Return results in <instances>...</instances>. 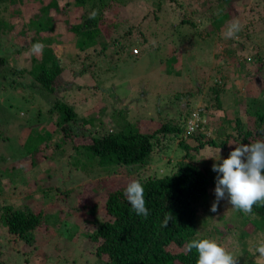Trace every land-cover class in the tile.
Instances as JSON below:
<instances>
[{
    "label": "trees",
    "instance_id": "trees-1",
    "mask_svg": "<svg viewBox=\"0 0 264 264\" xmlns=\"http://www.w3.org/2000/svg\"><path fill=\"white\" fill-rule=\"evenodd\" d=\"M18 1L24 3V0ZM39 1L41 2L40 7L22 10L20 15L18 14L21 24V31L19 32L22 34L23 41L21 47L16 48L15 52L13 51V56L0 50V79H6V76L11 73L22 75L28 73L32 76V80L34 79L39 83L46 92H56L62 89L60 77L67 66L63 63L64 47V51L69 52L67 55L72 62L78 61L77 58L84 51H86L85 59H91L92 54H94L104 61L108 58L107 49L110 43L122 49L126 48L125 40H122L124 37L119 38L113 34V39L106 38L114 29L119 27L115 21H108L107 19L108 13L115 7L117 0H71L62 6L59 5L58 0ZM151 1H154L157 6L159 5L158 9H161L162 2L165 0ZM166 1L169 2L170 8L164 7L165 10L159 14L156 13L155 20L160 22L162 14L168 12L173 18L172 21L170 20V25L174 26L173 23H177L174 20L178 16L181 19L179 18L180 21L176 27L187 26L193 29V31L191 30L193 36L186 39L184 48L176 43L177 37L180 36L178 33L175 38L169 41V45L170 43L173 44L169 52L162 49L161 41H159L158 50L162 51V55L165 52V58L173 56L172 63L178 60L174 59L178 50L194 59L197 40H193V37L201 38L203 43H209L207 41L210 40V44L213 42L211 37H215L214 34L201 35L198 33L197 29L203 22H197L193 17L191 18L190 13L197 14L201 18H210V21L219 29L220 25L224 23V25L227 24L225 27H228L232 23L230 20L234 19L237 11L235 4H233L234 0H215L213 4L209 3L207 7L204 6L203 10L192 7L190 12H187L186 9L188 8L184 7L179 0ZM206 1H204V5ZM15 2L16 0H0V41L6 32L19 26L18 23L8 19V13L16 10ZM71 12L80 13L76 21L70 19ZM57 14H64L63 20L57 19L55 17ZM114 15L117 17V14ZM60 22H62L60 27H63L66 32H57L60 30L58 29ZM105 22L112 23H107L108 25L105 26ZM117 22L119 21L117 20ZM255 27L256 25L251 24V22H242L239 31L235 33L240 34L241 40L244 41L243 47L241 46L239 50V52L242 51L241 54L238 55L235 52L233 54L231 46L227 47V50L230 51L228 55L232 54L233 60H240L237 61V64L232 65L231 70L237 71L238 75L243 70L248 73L250 68H243V66L247 62L252 63L251 61H253L257 65L255 73L258 78L264 79V51L261 49V45L251 39L249 35V31L254 32ZM142 31H139L143 35L142 43L146 44L149 39ZM129 32L130 30H128ZM65 34L68 35V38L65 37ZM163 41L166 40L163 38ZM1 42L3 43V40ZM36 44L41 45V47L34 49ZM134 45L131 42L128 51L135 56L136 54L133 53L135 51H132ZM164 46L165 48L168 47L167 42ZM88 49L91 51L87 52ZM24 50H28L32 54V60L27 67L18 63L19 53ZM248 53L250 56L245 58V54ZM240 56L243 59L238 58ZM234 65L237 66L234 67ZM102 68L99 73L92 75L93 78L97 76L99 78L95 82L96 87H100V85L115 87L113 84H106L105 82L108 75H111L108 73L107 64L103 63ZM85 71L86 68L83 67L79 69L78 73L84 74ZM110 71L117 75V70L111 69ZM238 75L236 77H240ZM221 87L222 85L217 81L209 85V91L200 96V100L206 102L205 105L209 104L204 107H197L198 113L204 115V109L209 108V115L213 120L219 119L216 112L222 107ZM45 91H43L44 94ZM63 91L68 94V90ZM69 91L72 92V90ZM198 91L199 88L189 89L186 92L182 89H176L172 91L171 95L181 100L182 95L187 94L191 99ZM239 93L243 92L239 91ZM263 93L264 85L260 89L261 96ZM196 95H200V91ZM66 97L53 101L46 109L50 123L51 117L57 116L55 120L53 119L55 122L57 121L56 123L53 121V128H50L49 122L46 126L37 129L39 132L35 133L33 130L27 132L25 127L21 132L24 135L20 148L13 154L16 155L17 153L19 158L24 156V158H30L31 164L35 168H38L40 161L47 159V161L53 160L56 163L57 170L63 169V166L59 165L66 161V163L74 162L73 168H80L94 178L97 177V174L105 173L106 177L99 178L98 181V186L104 187L106 192L104 216L100 217L93 212L92 217L86 220V223H89L91 227L87 230L84 229L82 234V237L89 243V248L97 264H196V250L189 251L186 244L193 238L212 239L210 235L213 236V231H203L202 225L212 223L213 230L224 237H231L234 244L239 243L244 249L249 245L247 240L252 231L264 230V200L255 202L248 214L233 208V212H237L240 216L238 224L235 222L233 228H229L231 236L214 226V213L211 215L201 211V207H198L201 198L206 197L209 190H214L216 176L212 170V164L210 165L211 160L202 158L201 149L205 146L220 147L225 151L224 157H226L235 145L252 143L258 139L264 140V108L253 111L248 106L249 101L245 95L241 97L244 103L237 102V105L244 108L247 118L239 115L237 109L233 112L234 116H223V125L229 129L226 133L225 130H222L224 134L218 128L214 134L208 133L209 123L212 124V122H208L206 118V122L199 124L196 122L194 130L190 131L187 128L191 119L196 121V118L192 116L197 109L190 103V99L187 100L185 107L180 109L181 112L178 115L170 117V114L166 113L163 120L159 119L156 126L150 124L142 126L143 116H133L128 109L121 110L119 106H115V111L111 113L112 118L109 119L112 127L105 128L106 123L100 114L94 111L84 113L85 109L80 111L74 101H70ZM11 107L12 104L8 108ZM84 108H88L87 105ZM103 111L104 109L101 113ZM16 116H13L10 111L6 113L0 111V141L10 140V136H7L4 128ZM35 135L38 138L35 139ZM78 137L85 138L84 142H77ZM59 140L71 149L65 158L66 160L61 156L57 157L55 152L52 155L51 152L47 151L50 154L48 156L41 154L42 150L57 148ZM171 140H178L180 152L174 156L173 163L168 162L172 164L168 171L158 174L153 170L152 164L156 156L160 159L161 154H168L167 148ZM194 150L196 153L192 152ZM168 163L166 162L167 167ZM15 166L13 165L10 171L15 170ZM50 166L44 176V179L49 181L57 177V174L52 176L51 168L54 165L51 163ZM96 166L99 168L95 169ZM2 171L0 169V175ZM53 172H56L54 168ZM125 174H132V180H138L142 184L145 207L148 209L147 217L138 216L125 199L123 195V190L127 185L123 182ZM58 176L60 175L58 174ZM117 178H119V183L116 181ZM8 181H14L16 184L10 186L9 183L13 190L11 192L13 194L20 193L21 190L18 188V182H16L18 180L10 176ZM1 192L3 191L1 190ZM46 193H52V189L47 187ZM56 193L67 198L69 190ZM29 194L31 193L28 192L25 199ZM0 210V222L12 237H18L27 242L35 240L37 235L35 232L41 227L44 218L42 210H35L26 205L25 202L22 204L3 203L0 205ZM222 215L218 220L224 219L225 216ZM166 217L168 218L167 223H165ZM248 256V264L264 263V261L256 260L254 254L250 252H248ZM0 264L10 263L0 256Z\"/></svg>",
    "mask_w": 264,
    "mask_h": 264
},
{
    "label": "rangeland",
    "instance_id": "rangeland-1",
    "mask_svg": "<svg viewBox=\"0 0 264 264\" xmlns=\"http://www.w3.org/2000/svg\"><path fill=\"white\" fill-rule=\"evenodd\" d=\"M48 1L45 0V2ZM69 1L71 0H58L60 6ZM179 1L182 2L184 7L188 8L186 9L187 12H190L192 7H198L203 10L204 6L207 7L209 3L213 4L215 2V0H207L204 5L205 0ZM14 4L16 10L8 13V19L11 22L18 23L19 26L4 34V38H1L3 43L0 41V50L11 56H13V51L15 52L16 48L21 47L20 45L23 41L22 34L19 32L21 31L19 22L21 11L38 8L41 6V2L39 0H24V3H21L16 0ZM233 4H235V10H237L234 19L242 22L248 21L256 25L253 29L254 32L250 30L249 35L251 39L261 45V49L264 51V0H234ZM164 7L170 8V4L166 0L162 2L161 9H158L159 5L157 6L151 0L115 1V7L108 13L107 19L108 21H115L116 24H119V27L114 29L106 38L113 39V34L114 36H119V38L124 37L122 40H125L126 48L122 49L110 43L106 60L103 61L101 57L97 58L94 54H92L91 59H85L86 51H84L77 58L78 61L72 62L69 60V55H67L69 52L64 51V47L63 63L67 64V66L60 77L62 89L56 92H46L39 83L34 79L32 80V76L28 73L24 75L11 73L6 76V79H0V111L5 113L10 111L13 116L17 115L4 128L7 136H10V140L6 142L0 141V169L3 170L0 175V205L3 203L22 204L25 202L31 208L44 212L41 227L35 232L37 233L35 240L29 242L18 237H12L0 222V256L10 264H97L89 248V243L82 237V234L84 229H90L91 225L87 224L86 220L92 217L93 212L100 217L104 216L103 209L106 192L104 187L98 186V181L99 178L106 177L105 173L102 175L97 174V177L94 178L80 168H73L75 166L74 162L66 163V161L59 165H62L63 169L57 170L56 163L53 160L47 161V159L40 161L38 168H35L31 164L30 158H24L25 156L19 158L17 153L16 155L13 154L20 148L24 135L21 132L25 127L27 132L33 130L35 133L39 132L37 129L46 126L49 122L50 128H53L54 123L57 122L54 121L57 116L51 117L50 123V118L46 112V109L53 101L59 98L65 99L66 95H68L66 98L74 101L80 111L85 109L84 113L94 111L100 114L106 123L105 128L112 127L109 119L112 118L111 113L115 111V106H119L121 110L124 108L128 109L133 116H143L142 126H147L148 124L156 126L159 119L163 120L166 113H169L170 117L178 115L181 112L180 109H183L187 100L190 99L187 94H183L181 100L177 97L174 98L171 95L172 91L182 89L186 92L189 89L199 88L200 95H196L199 91L195 92L193 95L195 98L192 97L190 99V103L197 109V107H204L209 104L205 105L204 103L206 102L201 101L200 96L208 92L209 85L217 81L222 85L220 92L222 107L220 110H216L219 119L213 120L209 115V108L204 109V115H201L200 112L198 113L197 109L192 116L196 117L197 124L206 122V119H208V122H212V124L209 123L210 126L208 127V133L210 134H214L216 128L220 131L225 130V133L229 131L223 125L222 117L226 115L234 116L233 112L235 109L239 110V115L247 118L244 108H240L237 105V102L244 103L241 99L244 95L249 101L248 106L253 111L264 108V93L262 96L260 94L264 79H259L255 73L256 63H253V61H251L252 63L247 62L243 68H250V71L248 73L245 70L242 73L239 72L241 73L239 74L240 77H236L238 75L237 71L231 70L232 65L240 61L238 58L243 59V57L240 56L237 58L238 60H233L232 54L228 55L230 51L228 52L227 47L231 46L233 48L231 52L240 55L242 51L239 52V50L241 46L243 47L244 41L241 40L242 36H239L240 34H234V36L226 38L223 33L228 28L225 27L227 24L224 25V23L217 29L216 25L210 21V18H206L205 15H203L205 18H201L197 14L193 15L190 13L189 16L191 18L193 17L197 22H203L197 32L201 33V35L214 34L215 37H211L213 42L210 44L211 41L209 40L207 41L209 43H203L201 38L193 37V40H197L194 59H191L181 50L176 51L174 59L178 60L174 63H172L173 56L165 58V52L162 55V51L158 50L159 41H161L162 49H166V52H169L171 46L173 47V44L170 43L169 45V41L175 38L177 33L180 36L177 37L176 43L183 48L186 45V39L193 36L192 28L187 26L176 27L180 21L178 16L175 17L174 21L177 23H173L174 26L170 25V20L172 21L173 18L168 12L162 14L160 22L156 21L154 18L155 14L165 10ZM114 14H117V17ZM79 15V12H71L70 19L76 21ZM55 17L63 20L64 14H57ZM242 22H239V24ZM107 23L111 24L112 22H105V26L108 25ZM61 24L62 22H60L58 26L60 30L57 32H66L63 27H60ZM128 30H130L129 33ZM140 30H143L142 32L149 39L148 43H142L143 35L140 34ZM111 35L112 37L110 38ZM65 37L68 38V35L65 34ZM163 38L166 41H163ZM131 42L135 44L132 51L135 48L138 49L137 53L133 52L136 54L135 56L128 51ZM166 42L167 48L164 46ZM90 51L91 49L87 50V52ZM19 54L18 63L27 67L32 60V54L28 50H24ZM247 56L249 57L250 53L245 54V58ZM103 63L107 64L108 73H111V75L107 74L108 78L105 82L106 84H113L115 87H103V85H100L101 88L96 87L97 84L95 85V82L99 78L98 76L93 78L92 75L99 73L100 69H103ZM236 66L234 65V67ZM83 67L86 68L84 74L78 73L79 69ZM111 69L113 71L117 70V75H114L110 71ZM259 73L261 74V71ZM63 90H68V94L64 93ZM69 90H72V92ZM43 91L46 93L44 94ZM239 91L243 93H239ZM99 97L103 101H100ZM10 104H12V107L8 108ZM86 105L88 108H84ZM102 109H104L103 113H101ZM34 137L35 139L38 138L37 135ZM84 140L85 138L78 137L77 142H84ZM172 140L167 148L168 154H161L160 159L157 156L154 159L152 168L158 174L167 172L172 165L168 162L173 163L175 160L174 156L180 152L177 144L178 140ZM47 151L51 152V154L55 152L57 157L61 156L65 159L71 149L59 140L57 148L42 150L43 153L41 152V154L48 156L49 153ZM192 152L196 153L195 150ZM200 154L203 159L211 160L210 165L214 163L215 158L226 155L225 151L220 147L211 146L203 147ZM169 156L171 157L169 158ZM51 163L56 171L54 173L53 168H51L52 176L57 174V177L49 181L44 179V176L48 172ZM13 165H16L15 170L10 171ZM98 168L96 166L95 169ZM10 176L18 180L16 182H18V188L21 190L20 193L13 194L11 192L13 190L10 186H15L16 184L14 181H8ZM132 179V174H125L123 182L128 183ZM118 180L119 178L116 179V181ZM9 183L11 184L10 186ZM47 187L52 189V193H46ZM67 190H69L67 198L56 193ZM28 192L31 194L25 199ZM214 201V192L209 190L208 195L201 198L198 202V207H201L203 212L211 215L214 213V226L231 236L229 228H233L235 222L238 224L240 215L237 212H233L234 207L227 202L226 198L216 202V211L212 212L211 205ZM222 214L225 216L224 219L218 220L223 216ZM217 220L218 222H216ZM225 223L227 225H224ZM212 228V223H207L201 227L205 232L213 231V236L210 235V237L233 256L235 264H248V252L254 254L256 260L264 261V256H260L255 252L257 243L264 241V230L252 231L247 240L249 245L244 249L241 248L239 243L234 244L231 237H224ZM258 264L264 263L258 262Z\"/></svg>",
    "mask_w": 264,
    "mask_h": 264
},
{
    "label": "clouds",
    "instance_id": "clouds-1",
    "mask_svg": "<svg viewBox=\"0 0 264 264\" xmlns=\"http://www.w3.org/2000/svg\"><path fill=\"white\" fill-rule=\"evenodd\" d=\"M239 28V21L234 20L223 35L230 38ZM34 47L39 49L41 45L36 44ZM212 170L216 173L212 212L216 211V202L225 198L242 213L250 212L255 202L264 200V140L235 145L226 157L214 159ZM123 195L138 216H148L144 189L138 180L127 183ZM167 220L166 217L165 223ZM186 247L189 251L196 250V264H235L233 256L213 239L193 238ZM255 252L264 256V241L257 243Z\"/></svg>",
    "mask_w": 264,
    "mask_h": 264
},
{
    "label": "built area",
    "instance_id": "built-area-1",
    "mask_svg": "<svg viewBox=\"0 0 264 264\" xmlns=\"http://www.w3.org/2000/svg\"><path fill=\"white\" fill-rule=\"evenodd\" d=\"M134 51L137 52V49H135ZM195 118H196V117H195ZM195 126H196V121H195V119H191V120L189 121V125L187 126V128L191 131V130H194Z\"/></svg>",
    "mask_w": 264,
    "mask_h": 264
}]
</instances>
